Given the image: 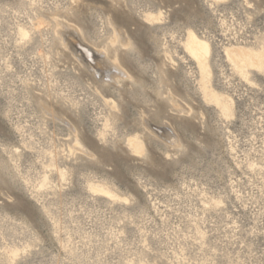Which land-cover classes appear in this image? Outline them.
Listing matches in <instances>:
<instances>
[{"label":"rangeland","instance_id":"rangeland-1","mask_svg":"<svg viewBox=\"0 0 264 264\" xmlns=\"http://www.w3.org/2000/svg\"><path fill=\"white\" fill-rule=\"evenodd\" d=\"M0 264H264V0H0Z\"/></svg>","mask_w":264,"mask_h":264},{"label":"bare ground","instance_id":"bare-ground-1","mask_svg":"<svg viewBox=\"0 0 264 264\" xmlns=\"http://www.w3.org/2000/svg\"><path fill=\"white\" fill-rule=\"evenodd\" d=\"M75 29L72 28V27H70L68 30L69 31H71V30L75 31ZM78 46H79V49H80L79 51L81 52V56L83 57L84 61H86V62H88L90 64H91V62H94V54H93V52L95 50H97V49H94V48L89 47V46H85L83 44H78ZM187 49L189 50L190 54L196 59V62L198 64V66H199L198 68L200 69L201 73L202 74L206 73V60L205 59H206V54H207V47H206L205 43H203L202 41H200L199 39H197L194 35H191L188 38ZM98 52H100V51H98ZM240 52H241V56H238V58L233 57V61L235 63V67L239 71H242L243 70V67L246 66V65L257 66V65L260 64L261 57H260L259 54H256V53L251 52V51H246L244 49H240ZM100 54H101V52H100ZM104 55L105 54L103 53V56ZM104 58H105V56H104ZM108 61H109V64L110 65H114L115 67H117V69H119V70H121V72H123V70L119 67V65L117 64V62H115V60H113V61L112 60H108ZM124 73H126V72L124 71ZM124 75H126V74H124ZM112 78L115 79L114 76ZM116 78H117V76H116ZM114 83H115V81H114ZM215 102H216V104H218L217 100Z\"/></svg>","mask_w":264,"mask_h":264}]
</instances>
